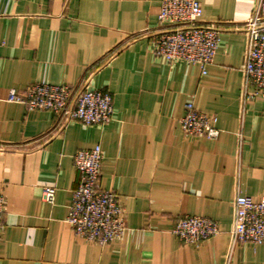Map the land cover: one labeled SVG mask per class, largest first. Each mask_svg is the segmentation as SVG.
<instances>
[{"label": "crops", "instance_id": "obj_1", "mask_svg": "<svg viewBox=\"0 0 264 264\" xmlns=\"http://www.w3.org/2000/svg\"><path fill=\"white\" fill-rule=\"evenodd\" d=\"M198 1L220 37L206 75L152 54L167 29L160 0H0V264H264V244L231 238L235 197L264 196V98H248L243 73L244 24L258 0ZM34 84L108 92L112 119L63 124L7 101ZM187 102L217 118L216 139L183 134ZM97 144L99 187L117 195L127 229L107 245L66 223L79 183L72 157ZM44 187L55 188L53 204ZM194 215L219 233L180 242L171 229Z\"/></svg>", "mask_w": 264, "mask_h": 264}, {"label": "built area", "instance_id": "obj_2", "mask_svg": "<svg viewBox=\"0 0 264 264\" xmlns=\"http://www.w3.org/2000/svg\"><path fill=\"white\" fill-rule=\"evenodd\" d=\"M202 8L198 0H160L157 19L167 27L151 39V52L167 63H187L207 74L220 45L219 29L214 23L201 22ZM246 45L243 73L248 98H264V0H258L244 24ZM3 43H0V47ZM8 102L23 105L28 111H49L63 124L73 121L86 126H103L113 116V98L108 92L91 88L75 91L67 85L34 84L23 93L9 91ZM217 118L195 107L184 106L180 128L184 135L216 139ZM73 164L79 183L72 193L66 223L76 237L87 243L112 244L126 232L125 215L117 195L99 187L102 149L94 145L74 153ZM55 188L44 187L43 199L54 203ZM5 201L0 195V240L3 230ZM219 233L217 223L201 216L178 219L171 234L180 242L197 245ZM233 241L252 245L264 244V196L255 199L237 195L233 201Z\"/></svg>", "mask_w": 264, "mask_h": 264}]
</instances>
